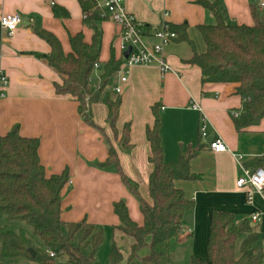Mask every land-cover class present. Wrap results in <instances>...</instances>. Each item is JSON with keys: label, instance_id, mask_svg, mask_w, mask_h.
I'll list each match as a JSON object with an SVG mask.
<instances>
[{"label": "crops", "instance_id": "0c3cea01", "mask_svg": "<svg viewBox=\"0 0 264 264\" xmlns=\"http://www.w3.org/2000/svg\"><path fill=\"white\" fill-rule=\"evenodd\" d=\"M201 2L216 6L227 25L252 26V7L264 18L260 0H125V8L149 29L144 39L149 48L158 42L152 30L166 21L171 26L187 25L195 51L202 54L206 46L198 27L215 26L217 19ZM55 5L66 9L69 17L56 18ZM15 13L21 16L22 22L13 35L0 26V68L8 77L5 97L0 101V136L18 126L23 137L39 140V157L48 177L68 171L69 180L62 192L64 222L86 220L101 229L102 245L109 242V254L114 244L124 261L127 260L133 240L115 232L120 221L113 206L124 201L131 219L142 226L145 221L140 202L114 167L100 165L108 159L110 143L117 152L123 174L133 181L139 197L151 203L149 179L153 165L149 159L152 146L147 139V129L155 125L153 109L157 107L165 164H177L182 156L198 151L190 161L191 172L198 179L174 182L176 188L194 201V207L185 213L184 230L173 242V263L191 264L192 258L206 261L211 217L214 212L222 211L234 214L237 223L245 219L251 222V231L237 243L238 255L254 250L262 251L264 256V192L241 189L236 184L242 173L238 156L242 157V166L250 170L249 164L264 157V119L257 126L236 129L232 114L241 111L243 102L237 93L238 84H203L202 70L189 63L194 57L191 45L174 41L163 49V57L173 72L162 73L158 64L132 66L127 70L124 83L120 81L121 74H117L113 86L106 92L112 99L120 97L119 118L112 129L107 122L106 105L102 100L92 104L91 119L100 128L97 130L82 118L75 98L56 93L55 85L62 83L61 75L45 58L37 56L52 52L50 45L37 34L40 30L56 36L66 55L72 51L71 37L79 33L85 37V43H91L93 30L83 22L79 0H0V19ZM99 27L102 42L99 66L91 75L94 87L101 84V74L112 52L116 61L121 54L118 50L120 29L116 23L105 19ZM116 87L121 89L119 94L114 91ZM193 105L199 106L201 111ZM203 120L207 125V138L200 132ZM126 126L130 130V149L121 144ZM215 138L224 142L227 151L217 153L210 149L209 142ZM256 212L261 217L253 222L250 217ZM87 249L85 252L89 253ZM144 252L147 255L149 250L144 249Z\"/></svg>", "mask_w": 264, "mask_h": 264}, {"label": "trees", "instance_id": "16d2710c", "mask_svg": "<svg viewBox=\"0 0 264 264\" xmlns=\"http://www.w3.org/2000/svg\"><path fill=\"white\" fill-rule=\"evenodd\" d=\"M83 11L84 24L93 30L91 43H85L83 34L71 37V53L64 54L60 41L52 33L40 30L37 34L51 47L50 54L38 55L47 60L49 66L62 77V83L55 85L60 96H70L79 103V113L92 127L91 106L102 102L108 109L107 122L115 128L122 104L120 97L112 99L106 92L111 88L120 71L122 61H116L114 53L104 66L99 87L91 85V75L99 64L102 30L99 24L105 20L93 10L85 0H79ZM213 11L217 23L198 27L206 51L198 54L193 41L188 37L187 25L171 26L177 34L174 41L188 42L194 54L190 64L202 70V83H235L237 93L242 98L239 117L234 119L237 130L257 126L264 119V18L252 7L254 24L227 25L217 7L201 2ZM56 18H68L69 12L60 6H53ZM153 129H147V139L151 147L150 163L153 171L149 179L151 203L139 197L133 181L127 178L119 165L115 148L109 143V156L101 167H114L125 185L138 197L144 223H135L124 201L113 206L120 223L115 232L133 240L130 254L124 257L113 244L109 254V264H174L173 242L183 232V217L193 209L194 201L174 186L177 180L198 179L191 172L190 161L198 151L182 156L177 164H165L159 134L160 120L157 107ZM129 127L123 131L121 144L130 149ZM40 142L36 138L23 137L15 126L9 133L0 136V256L5 260L57 264L66 258L69 264H95L96 255L104 235L101 229L88 223L64 222L62 220V192L68 183V171L59 175H46V169L39 157ZM251 171L264 168V157L247 166ZM23 226L32 228L42 242V249L36 248L24 232ZM251 222L239 221L234 214L214 212L211 217L210 237L207 243V259L192 258L191 264H262V251L248 250L240 256L238 241L251 231ZM89 249V253L85 250ZM148 249L149 253L140 256ZM31 250L35 251V256ZM47 252L54 254L51 257ZM3 264V263H0Z\"/></svg>", "mask_w": 264, "mask_h": 264}, {"label": "built area", "instance_id": "2783aa9c", "mask_svg": "<svg viewBox=\"0 0 264 264\" xmlns=\"http://www.w3.org/2000/svg\"><path fill=\"white\" fill-rule=\"evenodd\" d=\"M89 2L101 17L111 20L116 23L119 27V45L118 50L120 54V60L122 61L120 67L122 83L127 81L126 73L128 68L132 66H150L158 64L162 73L173 72L171 66L164 59L163 49L174 42L177 34L172 30L171 25L168 22L162 23L156 30H152L153 38H156L158 42L152 47H148L144 43V39L148 37L149 29L144 24L139 23L125 8V0H85ZM260 7L264 8V1L260 0ZM167 15V14H166ZM22 22L21 16L17 13L4 15L0 19V26L8 34L13 33L18 29ZM150 32V31H149ZM130 55L125 57L124 54L129 50ZM99 65L96 64L95 68ZM8 86V77L5 72L0 68V101L5 97V91ZM116 93H120L119 87L114 88ZM193 108L200 110L201 108L197 105H193ZM235 118L239 117L240 112H233ZM201 136L207 138V125L203 120L200 128ZM210 149L214 152L221 153L227 151V146L224 142L215 138L209 142ZM239 165L241 167V175L237 180V187L250 188L259 193L264 192V168H258L255 171L246 169L242 166V157L238 156ZM248 200H251V193L248 194ZM260 213H254L250 217L251 221L256 222L260 219ZM264 245V240L262 242ZM51 257L54 256L52 252H47Z\"/></svg>", "mask_w": 264, "mask_h": 264}, {"label": "rangeland", "instance_id": "374dc122", "mask_svg": "<svg viewBox=\"0 0 264 264\" xmlns=\"http://www.w3.org/2000/svg\"><path fill=\"white\" fill-rule=\"evenodd\" d=\"M3 224H4V222H0V226H2ZM23 227H24V232L26 233L27 237L31 240L32 244L36 248L42 249V242L34 234L32 228L29 227V226H23ZM108 246H109V242L108 241L106 242V244H103L101 246L100 251H98V254H97V264H109V252H108L109 247ZM87 252H88V249H87ZM147 252L148 251H146V253ZM144 254H145V252H144V250H142L140 252V256H145ZM0 263H3V264H28L27 262H23V261H19V260H17V261L5 260L1 256H0ZM57 263L58 264H69L67 262L66 258L58 259Z\"/></svg>", "mask_w": 264, "mask_h": 264}, {"label": "water", "instance_id": "95a60500", "mask_svg": "<svg viewBox=\"0 0 264 264\" xmlns=\"http://www.w3.org/2000/svg\"><path fill=\"white\" fill-rule=\"evenodd\" d=\"M130 51H131V49H129V50L124 54V56H125V57H128V55H130V54H129ZM31 253H32L33 256H35V254H36V252L33 251V250H31Z\"/></svg>", "mask_w": 264, "mask_h": 264}]
</instances>
